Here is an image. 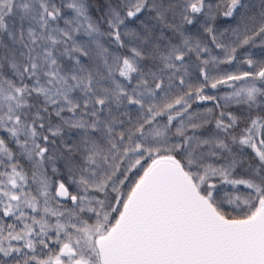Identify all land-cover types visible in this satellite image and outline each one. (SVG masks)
<instances>
[{
	"label": "snow or ice",
	"instance_id": "snow-or-ice-1",
	"mask_svg": "<svg viewBox=\"0 0 264 264\" xmlns=\"http://www.w3.org/2000/svg\"><path fill=\"white\" fill-rule=\"evenodd\" d=\"M0 264H264V0H0Z\"/></svg>",
	"mask_w": 264,
	"mask_h": 264
}]
</instances>
